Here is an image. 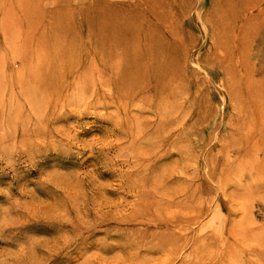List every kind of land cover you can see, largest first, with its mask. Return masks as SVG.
Segmentation results:
<instances>
[{"label":"rangeland","instance_id":"rangeland-1","mask_svg":"<svg viewBox=\"0 0 264 264\" xmlns=\"http://www.w3.org/2000/svg\"><path fill=\"white\" fill-rule=\"evenodd\" d=\"M29 1L41 22L0 0V264H264V0ZM96 2L177 34L166 101L87 51L54 83L34 38L21 61Z\"/></svg>","mask_w":264,"mask_h":264},{"label":"bare ground","instance_id":"bare-ground-1","mask_svg":"<svg viewBox=\"0 0 264 264\" xmlns=\"http://www.w3.org/2000/svg\"><path fill=\"white\" fill-rule=\"evenodd\" d=\"M28 3L29 0H18L16 3L21 17L38 18L41 22L43 15H39ZM92 6L86 11H77L76 19L71 8L58 9L51 15L52 22L46 27L43 26L41 33L32 32L31 27L27 28L26 25L27 34L18 43L21 61L22 58H29V40L34 38V49L47 50L40 59L42 78L54 83L60 74L65 73L66 68L75 63L73 54L87 51L100 56L105 69H117L115 82L119 85L123 84L129 89L141 85L153 93L150 101L153 100L156 104L166 101L167 95L174 92L173 81L179 76L176 66V51L179 49L177 34L164 36L155 26L156 22H149L137 14L119 12L104 3L96 2ZM214 25L210 26L215 27ZM213 33L216 38L222 39L217 28ZM247 47L248 45L246 49ZM261 81V84L256 83L253 76L246 79L248 103L253 111L256 106L259 109L260 105H256L258 96L260 103L264 99V73ZM161 108L165 112L166 108ZM258 112L261 113V110ZM259 128V138L261 144H264V120Z\"/></svg>","mask_w":264,"mask_h":264}]
</instances>
